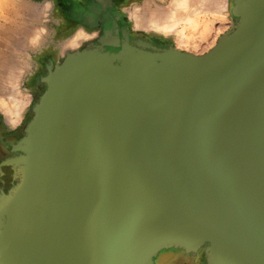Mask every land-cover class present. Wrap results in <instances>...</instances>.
I'll return each mask as SVG.
<instances>
[{
	"label": "water",
	"instance_id": "obj_1",
	"mask_svg": "<svg viewBox=\"0 0 264 264\" xmlns=\"http://www.w3.org/2000/svg\"><path fill=\"white\" fill-rule=\"evenodd\" d=\"M231 15L202 55L125 31L48 63L0 164V264H264V0Z\"/></svg>",
	"mask_w": 264,
	"mask_h": 264
},
{
	"label": "rangeland",
	"instance_id": "obj_2",
	"mask_svg": "<svg viewBox=\"0 0 264 264\" xmlns=\"http://www.w3.org/2000/svg\"><path fill=\"white\" fill-rule=\"evenodd\" d=\"M41 1L8 0L7 3L0 5V126L4 125L5 128L15 126L6 125L3 113L23 111L20 105L29 95L31 75L37 76L42 70L40 59L53 52L60 62L65 51L78 48V44L72 45L78 34L69 38L56 35L55 23L58 22L52 19L49 3ZM202 2V0H139L124 8V11L131 19L134 33L168 40L182 51L202 55L231 29L233 0ZM144 6H151L154 11L152 22L138 14L139 9ZM200 20H208L212 24L209 36L199 47L183 45L182 30L184 31L192 22ZM35 100L36 98L34 102ZM31 112L30 108L22 128L31 118ZM165 257L167 258L165 264H204L202 252L187 255L177 250L163 251L155 259V264H159Z\"/></svg>",
	"mask_w": 264,
	"mask_h": 264
},
{
	"label": "flooded vegetation",
	"instance_id": "obj_3",
	"mask_svg": "<svg viewBox=\"0 0 264 264\" xmlns=\"http://www.w3.org/2000/svg\"><path fill=\"white\" fill-rule=\"evenodd\" d=\"M127 0H101L94 2V0H53L54 12L62 19L60 31L72 29L75 26L83 27L89 33V41L80 47L83 48H98L101 46L100 40L106 38L108 44L116 45L118 42H123V32L129 33V40L131 44L136 42H145L152 46L161 49H167L175 46L173 43L148 35L134 33L131 22L126 13L123 11L121 4ZM119 38V41H117ZM108 52H118L119 49L112 47H105ZM45 59V62L40 63L41 72L33 79L36 94L39 95L45 86L41 87L40 78L47 75L48 63L53 60V56ZM23 137L21 130L12 131L0 126V164L10 157L18 154L12 153L11 146L16 144ZM2 170V171H1ZM13 171L10 167H3L0 169V192L8 193L9 190L16 184L13 178ZM202 252V251H201ZM167 258H162L159 264H165Z\"/></svg>",
	"mask_w": 264,
	"mask_h": 264
},
{
	"label": "crops",
	"instance_id": "obj_4",
	"mask_svg": "<svg viewBox=\"0 0 264 264\" xmlns=\"http://www.w3.org/2000/svg\"><path fill=\"white\" fill-rule=\"evenodd\" d=\"M27 2H28V0H26ZM101 0H94V2H100ZM136 1H139V0H127V1H125V2H123L122 4H121V7H122V9H123V11H124V8H126L127 6H129L130 4H132V3H134V2H136ZM32 2V1H31ZM41 2H44V3H49V12L51 13V16H53L52 17V19L54 20V22L56 21V22H58V23H55V28H56V35H58V36H62V37H64V38H69V37H72V36H74L75 34H80V35H82V39H80L79 41H78V48L77 49H75V50H72V51H76V50H81L80 49V47L82 46V45H84L87 41H89V33L87 32V31H85L84 30V28L83 27H80V26H75V27H73L72 29H68V30H65V31H60V28H61V25H62V21H61V17L60 16H58L57 14H55V12H54V10H53V8H54V2H53V0H42ZM34 3V2H33ZM125 12V11H124ZM126 13V12H125ZM133 14V13H132ZM138 14H140V15H142V17H143V19H146V20H148L149 22H152L153 20H154V11L152 10V8H151V6H144V7H142L141 9H139V11H138ZM126 15H127V17H128V19H129V21L131 22V19H130V17H129V15L126 13ZM194 23H198V26H199V28H198V33H196V32H194L195 30L192 28V26L191 25H189L188 27H186L185 29L187 30V32L189 33V34H195L196 36H203V37H199V38H192L191 40H186V39H184L183 37H182V44L183 45H185V46H189V47H199L202 43H203V40H205L208 36H209V34H210V32H211V30H210V32L209 33H207V34H204V25H207V26H209V24H210V22L208 21V20H200V21H194ZM192 29V30H191ZM191 30V31H190ZM83 35H86V36H83ZM102 39H106V38H102ZM166 41H168V40H166ZM169 42H171V41H169ZM171 43H173V42H171ZM174 44V43H173ZM175 45V44H174ZM173 47H176V46H173ZM177 48V47H176ZM84 49V48H83ZM178 49V48H177ZM180 50V49H179ZM66 52H68V51H65L64 52V54H63V56H62V60H63V58L65 57V54H66ZM70 52V51H69ZM198 55V54H197ZM53 56V60H50L54 65H57L58 63H60V62H58L57 61V58L55 57V55H54V53L52 52V54H51V56H48V58H50L51 59V57ZM45 58V57H44ZM45 61V59H43L42 61H41V63H43ZM40 64V63H39ZM30 75V74H29ZM32 76V80L30 81V90H29V95H27V97H26V99L27 100H24L23 102H22V104L20 105V106H22L23 107V111H21L20 113H18V116H14L13 117V114H12V112H7V113H3V116H4V118H5V120H6V125H13V126H15L14 128H9L10 130H12V131H15V130H21L22 132H23V128H22V125H23V123L25 122V119H26V114H27V111L31 108V111H32V107L34 106V104H35V102L37 101V98H38V96L39 95H37L36 94V88H35V86H34V84H33V79L36 77V75L35 76H33V74L31 75ZM43 87V86H42ZM32 89V90H31ZM44 91V90H43ZM34 98H36V100H35V102H34ZM14 113V112H13ZM32 113V112H31ZM12 115V116H11ZM18 117V118H17ZM28 122V121H27ZM26 122V123H27ZM25 123V124H26ZM24 127V126H23ZM4 192V191H3ZM5 193V192H4Z\"/></svg>",
	"mask_w": 264,
	"mask_h": 264
},
{
	"label": "bare ground",
	"instance_id": "obj_5",
	"mask_svg": "<svg viewBox=\"0 0 264 264\" xmlns=\"http://www.w3.org/2000/svg\"><path fill=\"white\" fill-rule=\"evenodd\" d=\"M7 1L8 0H0V5H3L4 3H7ZM197 1V0H196ZM201 1V0H200ZM203 2L202 3H204V1L205 0H202ZM210 1V0H209ZM197 3V2H196ZM199 4V3H198ZM176 5V4H175ZM199 5H201V3L199 4ZM222 9V8H221ZM140 15V14H139ZM135 16V15H134ZM139 18H141V17H139ZM186 23H188V22H186ZM139 24V23H138ZM191 26H192V28L195 30L194 32H196V33H198L197 31H198V28H199V26H198V23H194V22H192L191 24H190ZM141 27V26H140ZM198 27V28H197ZM204 27V34H207V33H209L210 32V30L212 29L211 27H212V24L210 23L209 24V26H207V25H204L203 26ZM159 29V28H158ZM161 29V28H160ZM192 30V29H191ZM190 30V31H191ZM168 31V30H167ZM162 32H163V29H162ZM165 32V31H164ZM182 37L184 38V39H186V40H191L192 38H199L200 36H196L195 34H189L188 32H187V30L186 29H184V31L182 30ZM166 33V32H165ZM34 36H35V34H34ZM204 36V35H203ZM203 36H201V37H203ZM200 37V38H201ZM35 38V37H34ZM80 39H82V35H80V34H78L77 36H75V38L73 39V42H72V45L74 46V45H76V44H78V41L80 40ZM69 45V44H68ZM9 67V66H8ZM18 77V76H17ZM6 80V79H5ZM8 85V84H7ZM3 94V93H2ZM5 94V93H4ZM16 96V95H15ZM1 97H3L2 95H1ZM9 97V96H8ZM17 99V98H16ZM20 99V98H19ZM11 100V99H10ZM16 101V100H15ZM20 101V100H19ZM6 105V104H5ZM5 108V107H4ZM15 109V108H14ZM7 113V112H6ZM10 113V112H9ZM12 114H13V117L15 116H18V111L17 112H15V113H13L12 112ZM12 116V115H11ZM18 118V117H17Z\"/></svg>",
	"mask_w": 264,
	"mask_h": 264
},
{
	"label": "trees",
	"instance_id": "obj_6",
	"mask_svg": "<svg viewBox=\"0 0 264 264\" xmlns=\"http://www.w3.org/2000/svg\"><path fill=\"white\" fill-rule=\"evenodd\" d=\"M126 3V2H125Z\"/></svg>",
	"mask_w": 264,
	"mask_h": 264
}]
</instances>
